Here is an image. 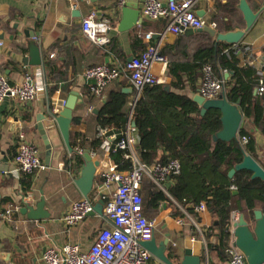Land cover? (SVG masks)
Wrapping results in <instances>:
<instances>
[{"label":"crops","instance_id":"obj_1","mask_svg":"<svg viewBox=\"0 0 264 264\" xmlns=\"http://www.w3.org/2000/svg\"><path fill=\"white\" fill-rule=\"evenodd\" d=\"M159 1L165 4L167 0ZM238 2L239 0H195L193 10L205 20L206 25L215 23L210 27L217 32L243 30L245 23L237 7ZM246 2L257 13V17L244 31L239 42L229 45V48L234 49L238 66L255 69L260 79L264 78V0ZM142 3L143 0H0V64L3 72L13 83L21 82L25 74H29L43 87L32 101L21 102L6 98L0 103V208H17L12 211L8 221L0 220V264H44V250L66 242L79 243L86 250L98 229L107 225L103 208L101 215L87 214L74 227L64 226L59 218L73 201L83 198L74 184L83 164V161L75 162V157L80 155L78 150L82 154L83 150L89 149L92 158L99 161L96 178H101V173L108 164L116 163L115 138L118 137L109 132L108 128H98L96 118V113L108 93L124 87L132 88L126 94L123 111L127 115L131 133L136 137V143L138 134L131 127V114L140 93L136 94L126 76H120L105 86L101 97L94 96L89 91L90 81L83 75L86 67L128 61L139 55L148 43H152L157 45L159 52L167 59L165 67L160 63L152 65L157 84H161L165 90L186 95L192 100L200 92L203 67L194 70L192 65L198 62L195 55L198 49L210 47L217 42L204 31L161 35L167 24L166 19L149 20L143 17ZM126 5L137 7L141 21L119 31L118 26L123 21L122 8ZM91 10L96 12L98 20H108L111 24L109 42L104 45L91 42L81 31V21ZM26 30H33L34 39L41 48L44 56V64L41 66H24L21 62V58L27 55L24 34ZM147 32L152 33L149 41L144 39ZM222 50L228 53V48L223 47ZM51 53H54L52 57ZM171 64L173 68L178 66L174 74L170 73ZM224 73L223 70L221 78H224ZM71 92L76 94L72 110L74 124L70 127L69 139L74 151L69 153L63 147L57 166L52 167L53 157L51 156L49 164L44 159L45 148L36 129V117L40 114L48 116L49 106L52 114L55 113V108L61 110V101L66 100ZM256 94L258 93L254 88L253 95ZM262 101L264 103V99ZM239 108L242 120L237 136H241L240 131L244 130L251 141V148L245 153L263 168L264 133L254 121V101L250 105L249 114H245L240 103ZM20 130H24L28 139L38 147L44 164L43 169L33 174L22 173L13 161ZM49 137L54 145L62 144L57 127L49 132ZM99 137L101 139L98 144ZM232 141L237 143V138ZM157 147L160 155L162 148L160 145ZM80 157L82 159V155ZM172 184L173 178L169 177L158 185L168 200L160 203L157 213L152 217L156 222L153 233L155 241L158 243L168 239L166 254L169 256L177 252L179 255L175 259L171 257L172 262H178L183 249L190 248L194 255L201 257V264H228L227 257L223 260L218 255L219 235L215 216L207 207L204 211L196 212L197 204L193 208L196 216H191L186 209L191 202L183 205L167 192V186ZM98 185L100 182L95 185L96 190H92L90 195L94 203L101 198ZM21 196H25L26 202L32 205L43 196L44 210L49 212V218L30 220L20 213ZM261 203L263 202H258L255 209L264 210ZM175 212L179 213L178 216H173ZM238 214L237 210H233L229 223L232 221L231 217ZM247 221L250 224L253 222L252 214ZM232 242L233 236L230 232L229 245ZM149 264L164 263L151 256Z\"/></svg>","mask_w":264,"mask_h":264},{"label":"trees","instance_id":"obj_2","mask_svg":"<svg viewBox=\"0 0 264 264\" xmlns=\"http://www.w3.org/2000/svg\"><path fill=\"white\" fill-rule=\"evenodd\" d=\"M223 47L228 48V53L223 52ZM195 57L198 62L192 65L194 70L210 64L218 77L222 76L223 70L231 74L224 81L227 100L232 103L239 100L245 114H249L254 101V121L264 133V93L253 95V89L259 81L255 69L239 67L234 49L224 42L198 49ZM172 66H169L170 73L174 74L178 66ZM125 98L126 94L121 90H111L96 113L98 128H108L118 138L123 137L128 121L123 111ZM131 115L138 134L134 146L138 160L146 167L173 158L179 160L180 173L172 177L173 184L167 186V192L183 205L189 202L194 205L201 201L205 203L216 218L218 255L225 260L230 236L226 226L230 222L231 212L237 210L247 220L258 202H263L260 206L264 209V182L258 178L251 179L247 170L236 171L232 177L227 175L234 164L242 159L243 153L250 150V138L243 147L234 141L217 140L212 143L211 135L221 127L219 110L210 108L200 115L198 104L191 98L165 90L157 83L142 88ZM240 134L245 135L244 130ZM100 139L97 140L98 144ZM158 145L162 148L160 155L157 152ZM116 152L114 158L118 169H130L132 162L123 156L126 151L116 148ZM80 155L75 157L76 163L83 161ZM100 180L102 178L95 177L94 185L101 183ZM233 186L235 194L231 189ZM140 193L142 212L147 218L154 217L160 203L168 200L165 192L146 175L142 177ZM188 212L196 216L193 209ZM178 214L175 212L173 216Z\"/></svg>","mask_w":264,"mask_h":264},{"label":"built area","instance_id":"obj_3","mask_svg":"<svg viewBox=\"0 0 264 264\" xmlns=\"http://www.w3.org/2000/svg\"><path fill=\"white\" fill-rule=\"evenodd\" d=\"M195 0H167L165 4L159 0H143L141 14L149 20L166 19L167 24L161 35L177 34L185 28H201L207 23L193 10ZM209 25V24H208ZM215 23H210L214 26ZM111 24L108 20H98L96 12L91 10L81 21L83 35L93 43L104 45L109 42L108 32ZM152 33L144 34L149 41ZM2 42L0 41V45ZM54 53H51L52 57ZM167 64L166 57L161 54L156 44L148 43L139 55L128 61L117 64H96L84 69V77L90 81L89 91L92 95L101 97L107 84L126 76L138 95L145 85L157 83V76L152 72V65ZM224 72H226L224 70ZM42 84L25 74L18 83L10 82L0 64V103L6 98L21 102L32 101ZM224 89V78L213 73L210 64L203 65V79L200 92L206 99H214ZM258 94L264 93V79L260 78L256 87ZM65 100H62V107ZM59 108H55V113ZM128 123L122 138H115V146L125 150L124 158L132 162L128 170H119L116 163L108 164L101 173V183L97 186L103 203V214L107 225L96 232L94 239L86 250L79 243L66 242L58 247L46 248L43 252L44 264H149L151 254L141 242L152 238L155 229V219L147 218L142 212L141 180L148 176L155 184L180 173V162L173 158L165 163H157L146 167L134 154L136 137L131 133ZM248 141L246 135L237 136V143L243 147ZM81 154V150H78ZM13 161L24 174H33L44 168L38 147L28 139L24 130L17 134ZM232 189H235L233 186ZM96 190V187H93ZM112 190V191H110ZM111 192V194H110ZM109 194V195H108ZM94 201L91 197L73 201L68 210L59 218L66 227L76 226L92 210ZM14 209L12 206L0 208V220L8 221ZM206 209L203 201L195 210ZM228 264H247L243 253L230 244L226 249Z\"/></svg>","mask_w":264,"mask_h":264},{"label":"water","instance_id":"obj_4","mask_svg":"<svg viewBox=\"0 0 264 264\" xmlns=\"http://www.w3.org/2000/svg\"><path fill=\"white\" fill-rule=\"evenodd\" d=\"M238 9L242 13V17L245 23V28L231 30L227 32H217L215 28L205 25L201 28H185L184 32L204 31L209 34L215 42H224L228 45H234L239 42L247 30L254 22L257 17V13L253 12L249 7L246 0H239ZM74 13H72L73 15ZM123 21L122 26H118V30L122 31L128 29L131 25H134L141 21L139 10L135 6L126 5L122 8ZM26 38L25 48L27 55L21 58V62L24 66L38 67L44 64V56L41 48L34 39L33 30H26L24 32ZM131 59V58H130ZM229 72L223 74L224 78H227ZM127 94L132 91L131 87H124L121 90ZM193 101L200 106L199 114L203 115L208 109L214 108L220 112V123L221 127L218 131L211 135V142L215 143L217 140L230 142L237 138L238 131L240 129V123L242 120V112L239 108V100L232 103L229 102L225 96L224 89L221 91L219 96L214 99H206L201 94H196L193 97ZM76 102L75 92H71L61 110L54 115L51 113V109L47 111L48 116L40 114L36 117L37 124L36 129L43 140L45 153L44 159L47 164L53 157L52 167H56L58 163L59 155L63 149L66 148L67 152L72 153L74 150L70 145V127L72 121V110ZM50 117V118H49ZM57 127L59 134L62 139V144L54 145L52 138L49 137V132ZM131 127H135V121L131 119ZM83 164L81 166L80 174L74 179V184L84 198H88L93 190L96 169L99 166V161L92 158L89 149H85L82 152ZM247 170L250 172V178H258L264 182V169L262 166L250 155L245 152L242 155V159L234 164V166L228 171V177H232L236 171ZM236 191H233L235 194ZM104 200L98 198L94 203L92 210L88 215H101ZM45 199L43 196L35 204H29L25 200V196H21L19 211L25 214L30 220H39L43 218H49L50 214L44 210ZM165 205V203H164ZM194 208L193 203H189L186 207L187 210ZM232 221L226 226L233 236L232 246L239 249L244 257L247 264H264V210L254 209L252 211L253 222L250 224L243 216L239 213L236 216H232ZM168 239L165 238L161 242H156L155 237L148 241L141 242V245L149 251L152 257L158 259L164 264H201V257L194 255L190 248L183 249L181 259L178 262H172L170 258H178L177 252L171 253L169 256L166 254Z\"/></svg>","mask_w":264,"mask_h":264}]
</instances>
